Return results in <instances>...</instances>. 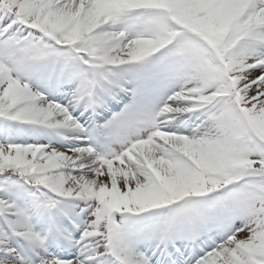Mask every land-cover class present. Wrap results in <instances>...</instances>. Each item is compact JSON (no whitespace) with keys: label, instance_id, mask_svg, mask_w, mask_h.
Listing matches in <instances>:
<instances>
[{"label":"snow or ice","instance_id":"1","mask_svg":"<svg viewBox=\"0 0 264 264\" xmlns=\"http://www.w3.org/2000/svg\"><path fill=\"white\" fill-rule=\"evenodd\" d=\"M0 264H264V0H0Z\"/></svg>","mask_w":264,"mask_h":264}]
</instances>
